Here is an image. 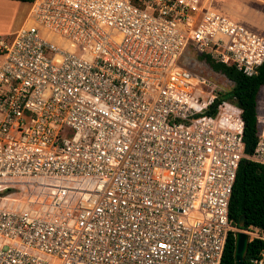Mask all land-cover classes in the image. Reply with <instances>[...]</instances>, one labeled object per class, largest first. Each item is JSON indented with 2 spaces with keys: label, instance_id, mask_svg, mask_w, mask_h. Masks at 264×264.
I'll return each instance as SVG.
<instances>
[{
  "label": "built area",
  "instance_id": "2783aa9c",
  "mask_svg": "<svg viewBox=\"0 0 264 264\" xmlns=\"http://www.w3.org/2000/svg\"><path fill=\"white\" fill-rule=\"evenodd\" d=\"M30 6L0 38V264H221L230 232L264 241L229 218L264 127L245 154L241 110L179 63L252 76L264 37L209 0Z\"/></svg>",
  "mask_w": 264,
  "mask_h": 264
},
{
  "label": "trees",
  "instance_id": "16d2710c",
  "mask_svg": "<svg viewBox=\"0 0 264 264\" xmlns=\"http://www.w3.org/2000/svg\"><path fill=\"white\" fill-rule=\"evenodd\" d=\"M17 1L31 3L33 0ZM196 59L211 71L226 77L233 83L229 91L218 92L215 103L230 100L241 110L244 122V153L252 154L258 140L257 94L264 86V62L257 74L247 76L233 66L216 62L208 55L198 54ZM217 105L211 106V113L216 112ZM242 215L245 222L242 229L264 232V165L246 158L240 161L229 203V218L233 225L238 227ZM233 234L232 232L228 234L221 264H234ZM263 246L264 241L260 239L255 238L249 241L244 264H251V259L258 257Z\"/></svg>",
  "mask_w": 264,
  "mask_h": 264
},
{
  "label": "rangeland",
  "instance_id": "374dc122",
  "mask_svg": "<svg viewBox=\"0 0 264 264\" xmlns=\"http://www.w3.org/2000/svg\"><path fill=\"white\" fill-rule=\"evenodd\" d=\"M209 5L264 37V3L257 0H209ZM30 7L28 2L0 0V38L14 34L30 18ZM179 63L186 64L190 71L205 78L216 88V92L229 91L233 86L226 77L216 74L197 61L194 51L187 50ZM231 103L237 107L234 102ZM257 113L258 126L264 127V86L257 94Z\"/></svg>",
  "mask_w": 264,
  "mask_h": 264
},
{
  "label": "water",
  "instance_id": "95a60500",
  "mask_svg": "<svg viewBox=\"0 0 264 264\" xmlns=\"http://www.w3.org/2000/svg\"><path fill=\"white\" fill-rule=\"evenodd\" d=\"M244 223H245L244 216L242 215L239 219L238 227L239 228L243 227ZM233 236H234V253H233L234 264H244L245 254L250 241V235L243 230H237L234 232Z\"/></svg>",
  "mask_w": 264,
  "mask_h": 264
},
{
  "label": "bare ground",
  "instance_id": "6f19581e",
  "mask_svg": "<svg viewBox=\"0 0 264 264\" xmlns=\"http://www.w3.org/2000/svg\"><path fill=\"white\" fill-rule=\"evenodd\" d=\"M224 116V115H223Z\"/></svg>",
  "mask_w": 264,
  "mask_h": 264
}]
</instances>
